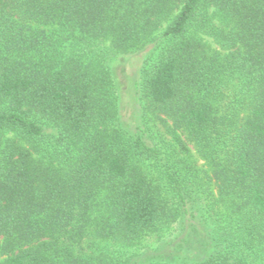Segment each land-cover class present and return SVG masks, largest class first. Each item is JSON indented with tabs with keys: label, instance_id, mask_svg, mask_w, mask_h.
<instances>
[{
	"label": "trees",
	"instance_id": "obj_1",
	"mask_svg": "<svg viewBox=\"0 0 264 264\" xmlns=\"http://www.w3.org/2000/svg\"><path fill=\"white\" fill-rule=\"evenodd\" d=\"M148 46L130 89L166 147L120 103ZM113 261L264 264V0H0V264Z\"/></svg>",
	"mask_w": 264,
	"mask_h": 264
},
{
	"label": "rangeland",
	"instance_id": "obj_2",
	"mask_svg": "<svg viewBox=\"0 0 264 264\" xmlns=\"http://www.w3.org/2000/svg\"><path fill=\"white\" fill-rule=\"evenodd\" d=\"M205 39L212 48H218L217 44L214 43L211 38L206 37ZM150 48L151 46H148L143 51L120 56L118 60L114 62L116 65L117 79L120 84V103L125 120H128L129 122V118L134 115V117L140 119V122H144V128H146L147 131L148 141L157 147H166L167 140H170L168 128H173L172 120L160 113L154 106L150 105L146 99H139L136 95H134L133 89H130L131 79H134L137 76L142 60L144 59V55L148 54V50ZM175 130L178 132L185 145L190 149L193 157L192 159L196 160L198 164L203 165L204 163L196 153L193 143L187 138L184 131L180 128ZM171 146L172 144L169 145V147ZM151 170L153 171L154 169L151 168ZM177 228L178 222L174 221L171 224L162 226L153 232L142 235L133 244H124L120 241H107L106 243H102V247L106 246L109 249V256L113 255V251H120L124 248H127L130 251L139 252L145 248H157L158 245L168 240L172 234H177ZM89 240L90 238H85L80 244V247L82 246V251L80 252L87 253L91 250L88 248L90 242ZM113 264H115L114 261Z\"/></svg>",
	"mask_w": 264,
	"mask_h": 264
}]
</instances>
